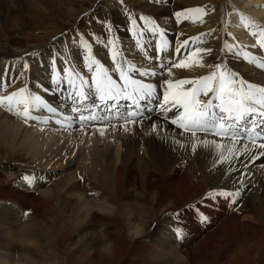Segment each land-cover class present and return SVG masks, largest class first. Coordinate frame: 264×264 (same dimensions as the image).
I'll return each mask as SVG.
<instances>
[{
  "label": "bare ground",
  "instance_id": "1",
  "mask_svg": "<svg viewBox=\"0 0 264 264\" xmlns=\"http://www.w3.org/2000/svg\"><path fill=\"white\" fill-rule=\"evenodd\" d=\"M166 1L170 6H165ZM236 1L100 0L97 6L99 0H0L3 43L0 96L27 87L58 110L55 115L43 109L33 111L34 116L47 123L38 119L25 122L0 106V147L25 156L30 165L17 169L0 164V185L6 187L4 193L9 199L21 201L33 211L46 214L58 202L56 206L71 216V224L67 226L61 218H54L59 238L49 240L45 238L47 233L43 235L44 230L40 232L36 218L26 214L20 206L1 205L0 264H34L31 254L44 252L41 246L44 240L51 244L59 242L67 238V232L77 234L74 249L67 250L71 261L74 253H78L76 264H120L130 252V246L134 248L138 241L147 249L149 260L144 264H229L235 253H242L246 259L253 248H256L254 263L264 264L261 261L264 258V156L251 159L264 150L253 149L252 153L234 157L230 163L214 165V153L202 147L193 152L189 135H180L174 125L165 122L155 103H144L145 118L130 125L128 131L116 120L112 121L116 127H106L103 135L98 130L100 125L81 128L76 114L70 110L71 89L66 81L58 86L52 77L61 81L64 70L72 69L88 78L90 74L84 67L85 50L76 47L75 53H69L68 37L61 42L56 40L51 50H39L41 43L36 44L41 38L44 42L63 38L57 22L65 23L67 32L91 18L102 19L103 13L112 18L117 16L113 6L118 5L127 10L117 19V24L124 26L127 22L130 28L128 16L132 10L150 18L167 15L164 25L157 24L165 31L166 39V32L176 36L174 47L169 46L167 52L154 50L152 45L159 37L153 36L138 20L136 32L143 30L142 45L147 43L149 50L137 47V37L132 33L130 42L120 37L114 39L125 59L158 72L157 77L141 78L137 74L136 78L157 84L161 98V85L168 76L166 70H158L160 59L163 58L165 64L169 59H185L197 47L210 49L198 54L204 66L172 68L175 79L207 75L220 63L231 67L248 82L264 86V69L246 62L242 55L247 51L264 60V50L251 34L257 31L258 25L264 28V23L250 21V26L237 37L222 31L225 15L242 23L233 7ZM85 4L88 6L83 7ZM197 7L205 9L203 22L182 17L175 25L170 20L171 16L176 18L174 14L178 11ZM89 8L97 10L100 16L92 13L88 17ZM187 24L191 26L186 28ZM194 37L199 40L194 42L191 39ZM184 40L189 41L188 45L181 47L177 58H172ZM32 42L35 45H31ZM226 44L231 50L225 48ZM5 45H8L7 50ZM109 48L107 43L102 47L103 52L108 53ZM79 49L81 56L77 54ZM93 55L106 67H111V63L100 57V52L95 51ZM127 103L120 101L122 112ZM150 107L153 110L149 112ZM66 116L74 118L71 127L56 123L64 121ZM153 123H159V132L151 130ZM49 135L57 138L46 142ZM173 137L184 147L173 143ZM25 176L34 177L31 186L24 181ZM219 189L240 190L241 194L236 203H231L230 198H206L208 191ZM199 213L207 220L201 222ZM177 227L182 231L180 238L175 233ZM124 233L129 237L128 243L121 239ZM49 247L48 250L52 249Z\"/></svg>",
  "mask_w": 264,
  "mask_h": 264
},
{
  "label": "snow or ice",
  "instance_id": "2",
  "mask_svg": "<svg viewBox=\"0 0 264 264\" xmlns=\"http://www.w3.org/2000/svg\"><path fill=\"white\" fill-rule=\"evenodd\" d=\"M174 15L177 22L182 17L193 22L196 20L203 22L205 9L202 7L186 9ZM128 19L131 23L129 31L137 37L135 44L137 47H142L144 32L141 30L137 34V20L131 15ZM139 19L153 36L159 37L155 50L167 52L169 41L165 37V31L150 17L141 15ZM240 19L245 28L250 26L251 22L246 17L241 15ZM107 27L111 32L112 26ZM256 27L257 31L251 34L257 37L256 43L264 50V28ZM191 39L195 42L199 37ZM188 43V40H184L183 44L175 49V53L179 54L181 47ZM108 45L111 67H106L93 55L92 45L81 36L80 46L86 52L84 67L87 68L89 77L86 78L72 69L64 70L61 81H57L56 76L52 77V81L58 86L59 83L66 81L71 89L68 97L71 101L70 110L76 114L81 128L89 124L93 127L100 125L98 130L103 135L106 127H116L112 124V121L116 120L120 122L124 131H128L130 125L142 122L145 118L144 103H155L165 122L174 125L180 135H189L193 152L198 147H202L214 153V165L230 163L234 157L252 153L253 149L264 150V86L248 82L226 64L220 63L215 64L207 75L197 78L173 77L172 68H189L194 65L203 67L202 59L198 54L210 49L197 47L185 59H169L167 64L161 58V70H166L168 76L161 85L163 89L161 98L157 84L136 78L137 74L141 78L157 77L158 72L154 68L149 70L125 59L114 39L110 38ZM225 48L231 50L230 45L226 44ZM33 55L37 54L33 53ZM242 55L246 62L264 69V60H259L247 51ZM27 67L25 63L24 68ZM113 73L118 75V80L113 78ZM121 100L128 102L123 112L120 108ZM0 106L6 107L9 112L21 117L25 122L38 119L41 123H47V120L34 116V110L43 109L53 115L58 111L56 107L46 103L40 95L33 94L27 87H22L10 95L0 96ZM147 110L150 112L153 109ZM73 119V116H66L64 121L57 120L56 123L71 127ZM105 121L107 124L104 123ZM151 130L159 132L161 130L159 123H153ZM173 143L181 148L184 147L175 137ZM260 156H264V151L252 155L251 159L257 160ZM23 179L29 186L34 182V177L31 176H25ZM240 194V190L219 189L210 190L205 195L209 200L230 198L231 203H236ZM199 218L201 222L207 220L203 213H199ZM175 233L177 238L182 236L179 227L175 229Z\"/></svg>",
  "mask_w": 264,
  "mask_h": 264
},
{
  "label": "rangeland",
  "instance_id": "3",
  "mask_svg": "<svg viewBox=\"0 0 264 264\" xmlns=\"http://www.w3.org/2000/svg\"><path fill=\"white\" fill-rule=\"evenodd\" d=\"M121 1L122 0H120V2ZM99 3H100V0L97 3V6L99 5ZM167 5L170 6L169 1H166L165 6H167ZM87 6L88 5L85 4L83 7H87ZM113 7L115 8V13H117V16L113 15V18H112V15H110V17H108L107 14L103 13V14H101L102 19L91 18L88 22H85V23L77 26V28H72L71 30L69 29L68 31L69 32L71 31V34L70 33L68 34V31L65 32V29L67 27L65 25V23H60V22H57V24L55 23L56 25H58V27L62 28V34L61 35L63 36V38L58 39V37H57V38L52 39V40L48 39L46 42H44L43 39L41 38L40 40H38V42H36V44L41 43L38 47L39 50H48V49L51 50V48H53L56 45L55 43L58 40H59L58 42H61L66 37H68L70 39L67 42V44L69 45V53L73 54V53H75L76 47H79L81 50H84L82 47H80V38H81V36H83L84 39L92 45V53L95 51L98 53L100 52V55H101L100 57L102 59H104L105 61L111 63V59H110V56L108 54L109 52L104 53L103 52L104 49H102V47L108 43V40L110 38L111 39H115V38L117 39V37H120L122 39V41H128V42H130L129 37L132 38L131 32L129 31V29H130L129 23L126 22V24L124 26L117 24L118 23L117 19L120 16H124L123 12H126L127 9L118 8V5H115ZM233 7L235 8V14H237L239 17H241V15H243L244 17H246L249 21H251L253 23H257V24L258 23L261 24L262 22L264 23V0H237L236 5H234ZM90 9L91 8H89L87 10L88 11V13H87L88 17L92 13H93V15L94 14L97 15V12H98L97 10H94V8L92 10H90ZM97 16H100V14H98ZM131 16L140 22L139 18L141 16V14L137 13L135 10H132ZM166 17H167V15H165V16L159 15V16L152 17V19H154L157 24L164 25ZM170 20L175 25H177L179 23V22H177L176 18H174L173 16H171ZM233 21H235V23ZM223 23L224 24H223L222 31H223V33L227 34L230 37H237L239 33H242L243 31H245L247 29V28L243 27V23L236 22V19L231 20L230 15H225V19H224ZM52 25H54V23ZM108 25L112 26L111 32H109V29L107 27ZM190 26H191L190 24H187L186 28H189ZM258 26H260V25H258ZM26 29H29V28H26ZM37 35H39V34H37ZM166 35L169 39V46L174 47V45L176 43V36H174L173 33H169V32H166ZM1 40H2V38L0 37V44H1L0 47H2V44H3ZM152 43L153 42H151V44ZM31 45H35V43L33 44V42H32ZM143 46H144L143 47L144 49H146V48L148 50L150 49L148 47L147 43L146 44L144 43ZM152 46H154L153 48L155 50V44H153ZM4 48H5V50H7L8 45H5ZM80 49L77 51V54L81 56L82 53H80V52H82V51H80ZM37 53H39V51ZM84 54H86L85 51H84ZM168 55H170V53ZM171 55H172V53H171ZM177 56H178V54H176V56H174V57L172 56V58H177ZM155 58H156V56H155ZM146 68L148 69L149 67H146ZM229 68L231 69V67H229ZM149 70H150V68H149ZM158 70H161V67L158 66ZM231 70H233V69H231ZM114 75H116V74L113 73V76ZM113 78L117 79V80L119 79L118 75H116ZM150 108H152V107H150ZM75 120H77V119H75ZM59 125L61 126V124H59ZM55 138H57V137L53 138L52 136L49 135L46 142H51ZM73 140L75 143L77 142L76 138ZM73 140L70 139V142L72 145L75 144L73 142ZM3 147H0V164L5 163L9 167H11V168L15 167L17 169H24L25 167L27 168L28 166H30L28 164V162H29L28 158H26L25 156H22V155H18L16 153H11V152H9V150H6L7 148H5V147L3 148ZM2 187H3V185L2 186L0 185V206L1 205L13 206L14 204H17L18 206H20L25 211V213H27L28 215H30L34 219L36 218L35 221L37 224H39L40 232H41V230L46 231V232L43 231V235H44V233L49 234V235L46 234L45 238L49 237V240L59 238V236H58L59 232H58V230L56 231L57 228L55 226V222L53 221L54 218H56V217L61 218L62 222L65 224L64 226H67L66 224H71V222L69 221L71 219V216H69L67 213L64 214V212L60 209V207L58 208L56 206V204L58 205V202H56V203L54 202L55 205L51 206V208L49 209L48 212H46V214H43V212H41V211H39V212L33 211L32 209L28 208L27 205H24L21 201H16L15 199H9V197L6 196L7 194L4 193L5 192L4 189L6 187H3V188ZM42 201H43V199H42ZM46 226L48 227L47 230H45L47 228ZM67 234H69V235H67V238H65V239L63 238L59 242H55V243L52 242V244L48 243L44 240V242L41 245L44 247V252H42V254H39V255H37L35 253L31 254L32 258H33V263L34 264H55L56 262L59 261V262H62L63 264H67V263L68 264H76V259H77L76 256L78 253H76V252L74 253L76 255L73 256L72 261H71L68 259V254H67L68 251L67 250H69V249L73 250L74 249V242L77 239V234L76 233L70 234L68 232H67ZM122 238H123V240H125V243H128L127 239H129V237L126 236L125 233H124V236L121 237V239ZM61 241H62V243H61ZM141 242L142 241H138L134 248L130 246V252L121 261L120 264H133L134 262H132V261H136L137 263H135V264H144V262H147V260H149L147 249L144 245L141 244ZM49 244H50V247H49ZM47 247L52 248V249L48 250ZM251 251L252 252L250 254H248V257H246V259L242 256V253H235L236 255H233L234 253H231V255H233L234 257L233 256H232L233 258L231 257L229 264H255L254 260H252V259H254V254L256 253V248H253ZM263 257H264V254H263ZM261 261L264 262V258H262ZM113 264H118V262H115Z\"/></svg>",
  "mask_w": 264,
  "mask_h": 264
}]
</instances>
